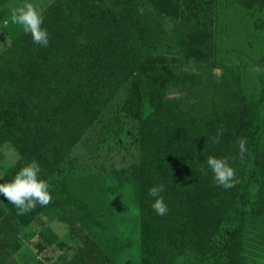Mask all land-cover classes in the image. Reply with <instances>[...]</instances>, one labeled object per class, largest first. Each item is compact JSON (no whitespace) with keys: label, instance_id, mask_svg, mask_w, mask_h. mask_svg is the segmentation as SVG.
I'll list each match as a JSON object with an SVG mask.
<instances>
[{"label":"trees","instance_id":"obj_1","mask_svg":"<svg viewBox=\"0 0 264 264\" xmlns=\"http://www.w3.org/2000/svg\"><path fill=\"white\" fill-rule=\"evenodd\" d=\"M221 0H52L41 11L48 45L23 30L0 51V147L9 143L18 160L10 173L35 160L52 200L24 214L0 195V264H20L19 230L51 210L75 236L74 253L61 264H244L243 227L264 216V87L253 102L239 89L238 68L210 75L217 49L215 18ZM8 0H0V9ZM264 13V0H233ZM147 5L148 10L140 11ZM222 9V10H217ZM173 20L172 45L183 70L154 55L166 41L160 21ZM264 42V22L261 24ZM255 66L264 69V50ZM115 118L133 122L138 158L132 166L138 206V261L116 263L127 242L117 230L104 177L63 167L85 129L119 89ZM181 92L169 96L168 92ZM220 135V142L213 140ZM246 139L239 159L237 140ZM208 156L225 158L239 182L218 186ZM203 169V170H202ZM164 185L168 211L158 215L148 190ZM34 244L47 239L39 236ZM52 240V238H50ZM247 249V248H246Z\"/></svg>","mask_w":264,"mask_h":264},{"label":"rangeland","instance_id":"obj_2","mask_svg":"<svg viewBox=\"0 0 264 264\" xmlns=\"http://www.w3.org/2000/svg\"><path fill=\"white\" fill-rule=\"evenodd\" d=\"M52 0H28L38 10L42 11ZM25 0H8L0 9V51L9 40L18 35L23 28L10 22L13 8L23 4ZM221 7H226L215 18L213 40L216 45V55L211 65L210 75L218 79L222 67L232 65L238 68L239 89L246 101L253 102L258 91L264 87V69L254 71L255 60L264 50L261 24L264 13L241 9L235 6L233 0H221ZM147 5L139 10H148ZM150 9V8H149ZM222 10V9H217ZM5 21H9L7 26ZM173 20L164 17L160 21L166 41L159 43L152 50L154 55L179 68L188 71H200L193 60L183 61L172 45ZM169 96H180L181 92H168ZM124 96L121 88L111 97L107 106L84 131L69 155L70 163L63 162L68 172L83 174L99 172L103 175L111 202V209L120 237L127 246L115 258L116 263L126 260L138 261V206L134 196L135 179L132 166L138 158V146L133 143V132L127 133L132 120L125 117L120 122L115 118V106ZM257 147L264 151V118L263 129L258 137ZM18 160L16 150L7 142L0 147V183L13 179L10 167ZM17 167V166H15ZM20 250L14 258L20 264H61L75 251L78 241L71 235L63 223L54 219L51 210H46L32 218L19 230ZM39 236L47 240L38 247L34 243ZM52 238V240H50ZM243 241L248 255L244 264H264V216L250 218L243 227ZM247 248V249H246Z\"/></svg>","mask_w":264,"mask_h":264},{"label":"clouds","instance_id":"obj_3","mask_svg":"<svg viewBox=\"0 0 264 264\" xmlns=\"http://www.w3.org/2000/svg\"><path fill=\"white\" fill-rule=\"evenodd\" d=\"M9 21H5L7 26ZM10 22L20 25L25 33L31 35L32 41L41 46H47L49 43L48 32L43 25L42 12L28 0L12 9ZM262 69L257 66L254 71L260 72ZM221 133L218 132L213 143L220 142ZM246 139L237 140L239 159L243 162L247 152ZM207 168L211 170L213 179L218 186L224 189H231L239 182L235 169L225 158L208 156L206 160ZM203 170V169H202ZM41 168L37 161L21 167L14 175L11 181L0 183V195L11 202L19 209L18 214H24L34 210L37 205L46 206L52 200L49 184L40 178ZM164 191V185L153 186L148 190V194L153 198L152 207L154 211L164 216L168 208L164 202L161 193Z\"/></svg>","mask_w":264,"mask_h":264}]
</instances>
